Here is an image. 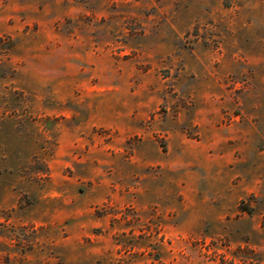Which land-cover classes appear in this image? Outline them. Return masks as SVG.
Masks as SVG:
<instances>
[{
    "label": "rangeland",
    "instance_id": "rangeland-1",
    "mask_svg": "<svg viewBox=\"0 0 264 264\" xmlns=\"http://www.w3.org/2000/svg\"><path fill=\"white\" fill-rule=\"evenodd\" d=\"M0 264H264V0H0Z\"/></svg>",
    "mask_w": 264,
    "mask_h": 264
}]
</instances>
